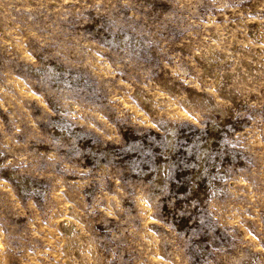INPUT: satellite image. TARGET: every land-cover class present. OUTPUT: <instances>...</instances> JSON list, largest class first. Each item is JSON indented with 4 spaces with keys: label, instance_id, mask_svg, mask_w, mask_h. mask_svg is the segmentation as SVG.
<instances>
[{
    "label": "rangeland",
    "instance_id": "374dc122",
    "mask_svg": "<svg viewBox=\"0 0 264 264\" xmlns=\"http://www.w3.org/2000/svg\"><path fill=\"white\" fill-rule=\"evenodd\" d=\"M0 264H264V0H0Z\"/></svg>",
    "mask_w": 264,
    "mask_h": 264
}]
</instances>
